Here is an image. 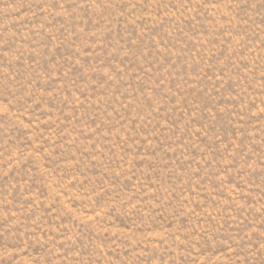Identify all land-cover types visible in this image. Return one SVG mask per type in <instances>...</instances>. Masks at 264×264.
<instances>
[{
  "label": "rangeland",
  "instance_id": "1",
  "mask_svg": "<svg viewBox=\"0 0 264 264\" xmlns=\"http://www.w3.org/2000/svg\"><path fill=\"white\" fill-rule=\"evenodd\" d=\"M0 264H264V0H0Z\"/></svg>",
  "mask_w": 264,
  "mask_h": 264
}]
</instances>
